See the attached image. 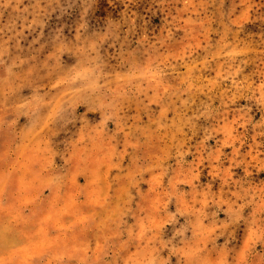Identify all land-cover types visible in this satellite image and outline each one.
Returning <instances> with one entry per match:
<instances>
[{"label": "rangeland", "instance_id": "1", "mask_svg": "<svg viewBox=\"0 0 264 264\" xmlns=\"http://www.w3.org/2000/svg\"><path fill=\"white\" fill-rule=\"evenodd\" d=\"M0 264H264V0H0Z\"/></svg>", "mask_w": 264, "mask_h": 264}]
</instances>
